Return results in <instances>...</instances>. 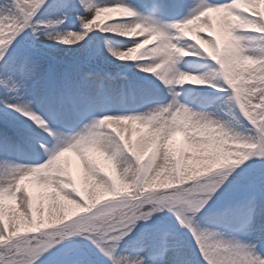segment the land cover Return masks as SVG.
<instances>
[{
	"label": "snow or ice",
	"instance_id": "6c2138e0",
	"mask_svg": "<svg viewBox=\"0 0 264 264\" xmlns=\"http://www.w3.org/2000/svg\"><path fill=\"white\" fill-rule=\"evenodd\" d=\"M0 264H264V0H0Z\"/></svg>",
	"mask_w": 264,
	"mask_h": 264
},
{
	"label": "rangeland",
	"instance_id": "374dc122",
	"mask_svg": "<svg viewBox=\"0 0 264 264\" xmlns=\"http://www.w3.org/2000/svg\"><path fill=\"white\" fill-rule=\"evenodd\" d=\"M249 43H256L255 41H249ZM227 113H228V109H227V107H224L223 109H222V113H221V115L225 118V119H227V118H229L228 116H227ZM176 140L178 141V142H182L183 141V136L182 135H180V134H178L177 135V137H176ZM71 157H72V155H70ZM72 159V158H71ZM73 163V169H74V171H76L77 172V174H78V176H79V169H78V167H77V160L76 161H74V162H72Z\"/></svg>",
	"mask_w": 264,
	"mask_h": 264
},
{
	"label": "bare ground",
	"instance_id": "6f19581e",
	"mask_svg": "<svg viewBox=\"0 0 264 264\" xmlns=\"http://www.w3.org/2000/svg\"><path fill=\"white\" fill-rule=\"evenodd\" d=\"M249 44L251 45V50H252L253 52H260V51H261V49L259 48V46L257 45V43H249ZM185 87H193V86L186 85ZM130 134H131V133H130ZM70 155H72V157H71ZM66 156H67V158L70 159L72 162H74V161L77 160V158H76L73 154H71V153L66 154ZM71 158H72V159H71ZM77 163H78V161H77ZM26 183H28V182H26Z\"/></svg>",
	"mask_w": 264,
	"mask_h": 264
}]
</instances>
